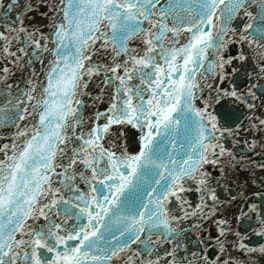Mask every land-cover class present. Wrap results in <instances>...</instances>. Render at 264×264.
Instances as JSON below:
<instances>
[{
	"label": "snow or ice",
	"instance_id": "snow-or-ice-1",
	"mask_svg": "<svg viewBox=\"0 0 264 264\" xmlns=\"http://www.w3.org/2000/svg\"><path fill=\"white\" fill-rule=\"evenodd\" d=\"M0 264H264V0H0Z\"/></svg>",
	"mask_w": 264,
	"mask_h": 264
}]
</instances>
